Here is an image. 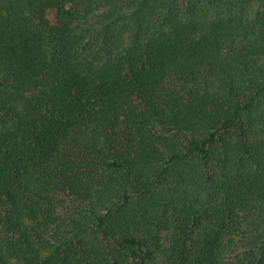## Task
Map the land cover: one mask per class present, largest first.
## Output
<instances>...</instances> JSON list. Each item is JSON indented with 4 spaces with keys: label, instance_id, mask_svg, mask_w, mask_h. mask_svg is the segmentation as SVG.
I'll list each match as a JSON object with an SVG mask.
<instances>
[{
    "label": "trees",
    "instance_id": "16d2710c",
    "mask_svg": "<svg viewBox=\"0 0 264 264\" xmlns=\"http://www.w3.org/2000/svg\"><path fill=\"white\" fill-rule=\"evenodd\" d=\"M0 264H264V0H0Z\"/></svg>",
    "mask_w": 264,
    "mask_h": 264
}]
</instances>
